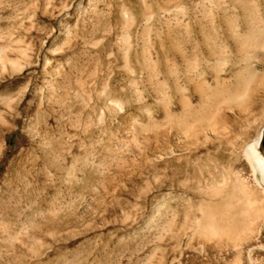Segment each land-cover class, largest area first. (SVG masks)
Masks as SVG:
<instances>
[{
    "label": "rangeland",
    "instance_id": "374dc122",
    "mask_svg": "<svg viewBox=\"0 0 264 264\" xmlns=\"http://www.w3.org/2000/svg\"><path fill=\"white\" fill-rule=\"evenodd\" d=\"M264 0H0V264H264Z\"/></svg>",
    "mask_w": 264,
    "mask_h": 264
},
{
    "label": "bare ground",
    "instance_id": "6f19581e",
    "mask_svg": "<svg viewBox=\"0 0 264 264\" xmlns=\"http://www.w3.org/2000/svg\"><path fill=\"white\" fill-rule=\"evenodd\" d=\"M255 144H258V141H256ZM246 155L250 164L256 167L262 175H264V151L258 152L256 149L251 148L246 151Z\"/></svg>",
    "mask_w": 264,
    "mask_h": 264
},
{
    "label": "water",
    "instance_id": "95a60500",
    "mask_svg": "<svg viewBox=\"0 0 264 264\" xmlns=\"http://www.w3.org/2000/svg\"><path fill=\"white\" fill-rule=\"evenodd\" d=\"M258 144L261 148L264 149V130L263 132L261 133V135L259 136V139H258ZM264 151V150H263Z\"/></svg>",
    "mask_w": 264,
    "mask_h": 264
}]
</instances>
